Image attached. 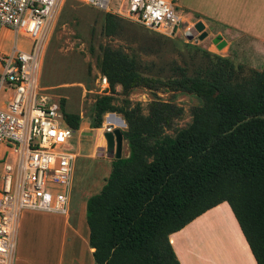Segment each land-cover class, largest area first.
Masks as SVG:
<instances>
[{"label": "trees", "instance_id": "obj_1", "mask_svg": "<svg viewBox=\"0 0 264 264\" xmlns=\"http://www.w3.org/2000/svg\"><path fill=\"white\" fill-rule=\"evenodd\" d=\"M104 27L113 35L117 19L104 16ZM102 51L110 95L93 104L90 126L99 128L106 111L122 115L129 155L111 162L104 185L85 203L94 263L179 264L169 236L226 202L256 264H264V65L241 75V67L218 58L194 76L177 68L176 77L160 80L143 76L122 49ZM137 88L190 94L201 104L176 128L184 110L160 99L145 108L133 103L127 97ZM61 109L78 130L80 116L66 112L64 100ZM111 115L104 125L123 124Z\"/></svg>", "mask_w": 264, "mask_h": 264}, {"label": "rangeland", "instance_id": "obj_2", "mask_svg": "<svg viewBox=\"0 0 264 264\" xmlns=\"http://www.w3.org/2000/svg\"><path fill=\"white\" fill-rule=\"evenodd\" d=\"M104 15L79 0H63L50 23L40 54L39 87L60 105L61 100H64L66 112L80 116L76 137L78 145H81L82 156L76 160L73 191L70 193L66 215L72 214L74 210L78 211L87 198L98 193L107 178V166L101 161L102 146H99L101 140L104 141L103 133L109 129L104 125L105 114L110 113L114 119L124 120L119 113L106 111L99 128L90 126L93 104L99 97L110 95L108 88L103 89L100 85L102 48L122 49L136 59L143 76L160 80L176 77L177 68L194 76L207 66L217 63L218 58L226 59L235 70L241 67V75L254 69L250 62L251 45L242 39H233L229 51L222 55L209 51L200 44L201 41L189 35L169 38L120 16L115 17V33L106 36ZM30 43L29 38L15 33H10L5 38V47L10 50L28 49ZM120 92L121 89L117 87V93ZM117 98L123 97L119 95ZM127 98L133 103H140L144 108L153 99L170 101L181 107L184 114L176 120V128L185 127L191 120V110L201 104L200 99L194 95L170 92L162 88L154 92L137 88ZM112 125L113 131L115 128L120 131L124 129L123 125ZM122 141L124 140L121 139L120 152L123 147L125 149ZM66 215L38 211L21 213L16 233L14 264H25L27 254L33 249L34 231L45 227L63 229L61 219ZM224 216L225 214L213 213L205 218L202 227L206 230V236L210 235L218 244L217 248L226 253V257L232 262L238 256L232 255L233 236L226 221L229 215L226 213V217Z\"/></svg>", "mask_w": 264, "mask_h": 264}, {"label": "built area", "instance_id": "obj_3", "mask_svg": "<svg viewBox=\"0 0 264 264\" xmlns=\"http://www.w3.org/2000/svg\"><path fill=\"white\" fill-rule=\"evenodd\" d=\"M62 1L0 0V32L7 29L31 41L27 51L0 54V264H14L23 211L66 215L68 210L76 130L67 126L60 103L38 79L43 43ZM79 1L169 38L189 35L198 23L184 18L174 0ZM100 85L109 91L103 75ZM106 127L112 134L114 125Z\"/></svg>", "mask_w": 264, "mask_h": 264}, {"label": "crops", "instance_id": "obj_4", "mask_svg": "<svg viewBox=\"0 0 264 264\" xmlns=\"http://www.w3.org/2000/svg\"><path fill=\"white\" fill-rule=\"evenodd\" d=\"M174 1L184 18H194L204 25L203 31L206 33V37L200 43L203 47L214 53L225 55L229 51L233 39H242L251 45L250 62L253 68L257 71L262 70L264 65V0ZM10 33L12 32L7 29L0 32V54L6 55L11 52L5 47V38ZM122 122L124 127L122 131H124L127 129V124L125 120ZM113 133H108V140L105 138L106 133H103L104 141L101 140L99 143V146H102L100 154L102 157H99L107 166V176L110 172L111 162L115 160L113 157L116 145ZM123 140L122 145H125V149L123 147L120 153L121 157L126 158L129 155V150L127 141ZM75 143L76 159L71 191H73L76 160L82 156L78 137H76ZM107 151L111 157L107 156ZM85 203L86 201L78 211L74 210L72 214L61 219L64 223L63 229L45 227L34 231L33 249L31 253L27 254L25 264H95L92 256L93 249L88 244L89 231L85 218ZM213 213L225 214L224 217H226V213L229 215L226 221L233 236L232 255L237 254L238 256L232 262H230V258L226 257L228 256L226 253L217 248L216 241L210 235L206 236V230L202 227L205 218ZM169 240L179 264H256L226 202L208 210L180 231L171 234ZM232 257L234 258V256Z\"/></svg>", "mask_w": 264, "mask_h": 264}, {"label": "water", "instance_id": "obj_5", "mask_svg": "<svg viewBox=\"0 0 264 264\" xmlns=\"http://www.w3.org/2000/svg\"><path fill=\"white\" fill-rule=\"evenodd\" d=\"M203 30H204V25L201 22H198L195 25L194 30L191 33H189V36L191 38L197 37L198 41H202L206 37V33ZM113 134L115 137V145H116L115 154L113 158L119 159L121 157V153H120V143L122 139L121 132L119 129H115ZM107 135L108 133L105 134V138L108 140ZM107 156L111 157V154L108 151H107Z\"/></svg>", "mask_w": 264, "mask_h": 264}]
</instances>
